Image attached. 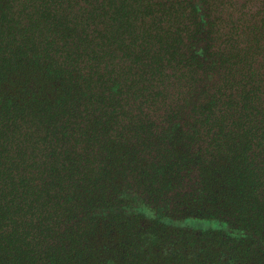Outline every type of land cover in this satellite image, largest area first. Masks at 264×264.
<instances>
[{"label":"trees","instance_id":"16d2710c","mask_svg":"<svg viewBox=\"0 0 264 264\" xmlns=\"http://www.w3.org/2000/svg\"><path fill=\"white\" fill-rule=\"evenodd\" d=\"M0 264H264V0H0Z\"/></svg>","mask_w":264,"mask_h":264},{"label":"rangeland","instance_id":"374dc122","mask_svg":"<svg viewBox=\"0 0 264 264\" xmlns=\"http://www.w3.org/2000/svg\"><path fill=\"white\" fill-rule=\"evenodd\" d=\"M181 225L192 227L198 230H214V229H227L225 224H222L215 220H197L192 219L186 222H183Z\"/></svg>","mask_w":264,"mask_h":264}]
</instances>
